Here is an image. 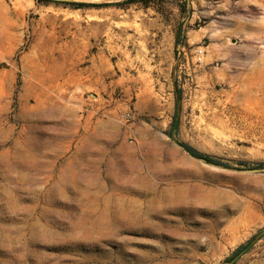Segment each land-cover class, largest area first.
<instances>
[{
  "label": "rangeland",
  "instance_id": "obj_1",
  "mask_svg": "<svg viewBox=\"0 0 264 264\" xmlns=\"http://www.w3.org/2000/svg\"><path fill=\"white\" fill-rule=\"evenodd\" d=\"M149 3L0 0V264H264V0Z\"/></svg>",
  "mask_w": 264,
  "mask_h": 264
},
{
  "label": "trees",
  "instance_id": "obj_2",
  "mask_svg": "<svg viewBox=\"0 0 264 264\" xmlns=\"http://www.w3.org/2000/svg\"><path fill=\"white\" fill-rule=\"evenodd\" d=\"M152 0H140L142 2L143 8H148L150 5L149 2ZM37 2H44V3H50V2H64V5L67 7H70L72 9H78V8H90V7H107V6H127V5H132L137 2V0H123L121 2L117 3H86V2H74L72 0H37ZM182 147L192 156H194L197 159H201L204 162L211 163V164H218L217 161L208 155L201 154L192 148H190L187 145H182Z\"/></svg>",
  "mask_w": 264,
  "mask_h": 264
},
{
  "label": "water",
  "instance_id": "obj_3",
  "mask_svg": "<svg viewBox=\"0 0 264 264\" xmlns=\"http://www.w3.org/2000/svg\"><path fill=\"white\" fill-rule=\"evenodd\" d=\"M201 160V159H200ZM203 161V160H202Z\"/></svg>",
  "mask_w": 264,
  "mask_h": 264
}]
</instances>
